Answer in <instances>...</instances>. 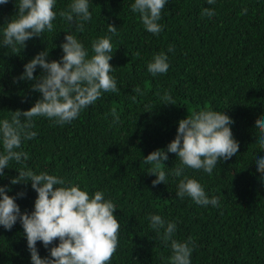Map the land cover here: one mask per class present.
<instances>
[{
    "label": "trees",
    "instance_id": "obj_1",
    "mask_svg": "<svg viewBox=\"0 0 264 264\" xmlns=\"http://www.w3.org/2000/svg\"><path fill=\"white\" fill-rule=\"evenodd\" d=\"M69 3L57 0L53 32L45 31L15 51L0 46V120L10 119L12 111L28 110L40 98L31 89L32 81L14 82V78L45 49L49 61L60 60L66 32L83 43L89 56L93 39L111 37V75L119 92L102 93L94 105L63 126L35 117L32 130L37 136L22 143L30 158L20 164L10 161L0 186L7 185L21 212L29 213L37 195L31 184L10 183L22 167L79 183L90 194L103 191L115 204L120 224L119 246L111 264H169L170 246L149 227L150 214L175 222V239L193 238L191 264H264V179L255 164L264 151L256 144L254 128L255 120L264 116V0H216L214 5L207 0H168L159 35L147 32L139 14L130 10L134 0H89L92 19L84 22L83 32H77L75 25L59 16ZM206 7L216 14L201 16ZM243 8L248 10L246 15H241ZM16 11L14 0L0 5V45L3 27ZM109 23L117 27L116 35L108 32ZM169 46L174 51L169 52ZM159 52L168 56L169 70L154 77L147 71V62ZM40 74L38 67L34 76ZM136 86L143 95L133 91ZM164 91L175 105L163 104ZM113 107L120 116L118 123L110 115ZM203 108L228 115L239 143L237 154L220 161L211 175L185 170L209 198H219V207L176 198L178 178L172 169L180 162L175 154L168 153L163 161L165 184L155 187L156 177L147 172L151 166L144 163L150 152L166 150L180 119ZM20 192L25 195L18 196ZM37 249L42 258L49 255L41 242ZM0 264H31L19 221L11 231L0 225Z\"/></svg>",
    "mask_w": 264,
    "mask_h": 264
},
{
    "label": "clouds",
    "instance_id": "obj_2",
    "mask_svg": "<svg viewBox=\"0 0 264 264\" xmlns=\"http://www.w3.org/2000/svg\"><path fill=\"white\" fill-rule=\"evenodd\" d=\"M16 13L6 21L2 30L3 48L26 47V42L34 37L40 38L45 31L53 32V21L57 18V0H14ZM9 0H0V5ZM168 0H134L130 10L138 13L145 30L159 35L163 26L159 23L161 13ZM216 0H207L214 5ZM89 0H71L66 9L59 11V16L70 25H75L77 32H83L86 21L92 19ZM243 8L241 15L247 14ZM215 10L204 8L201 16L213 17ZM4 24V25H5ZM108 32L117 34V27L108 24ZM61 43L60 60L47 59L49 51L36 54L23 67V73L14 78L19 81H32L31 89L41 96L26 111H12L11 118L0 120V177L5 175L10 161L18 164L27 161L29 154L22 150V143L36 138L34 118L44 117L54 124L63 126L77 119L81 112L94 105L102 93H118L116 79L111 75L113 66V45L110 36H101L91 42V53L77 37L66 32ZM169 52L174 51L172 46ZM140 56L139 52L134 54ZM39 76H34L37 68ZM169 70L168 56L164 52L154 54L147 62V71L152 76L166 74ZM133 91L143 95L142 89L136 86ZM165 105H175L168 91L160 97ZM135 103L137 96L131 97ZM110 115L113 123L120 120L117 109L113 107ZM23 118V121L22 119ZM234 121L223 111L203 108L193 111L186 118L178 121L176 135L167 145L166 150L156 149L144 157V163L150 165L147 171L156 179L155 187L165 184L167 175L162 168L168 153L179 159V165L172 169V175L178 178L176 198H190L200 206L219 207V198L206 194L204 187L195 178L186 174V169L203 170L211 175L220 161H227L237 154L239 143L234 138L230 125ZM255 135L261 151H264V116L255 120ZM17 149H20L17 151ZM257 171L264 179V157L255 160ZM12 185L31 184L35 191L34 209L21 212L16 197L8 194L7 185L0 186V225L11 231L19 221L26 237L27 249L30 252L31 264H111L112 257L119 246L120 224L114 212L117 210L111 199L105 198L103 191L90 194L82 189L79 183H66L58 175L46 171L37 174L30 168L18 170V176L10 180ZM23 197L25 193L17 194ZM149 227L160 240L170 246L169 264H191L190 257L195 247L192 237L186 241L174 238L177 225L166 221L160 215L148 216ZM58 241V243H55ZM41 242L49 252L41 257L37 249ZM51 245V247H50Z\"/></svg>",
    "mask_w": 264,
    "mask_h": 264
}]
</instances>
